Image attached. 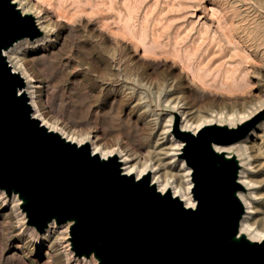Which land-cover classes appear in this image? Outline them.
Segmentation results:
<instances>
[{
	"label": "rangeland",
	"instance_id": "374dc122",
	"mask_svg": "<svg viewBox=\"0 0 264 264\" xmlns=\"http://www.w3.org/2000/svg\"><path fill=\"white\" fill-rule=\"evenodd\" d=\"M28 2L50 24L49 37L20 40L6 52L34 78V113L68 135L89 133L103 147L129 150L137 162L152 154L169 105L188 112L194 129L203 118L233 127L239 122L228 115L237 119L264 103V0ZM175 120L171 132L183 141ZM226 148L250 160L252 221L260 227L264 115L250 137ZM170 171L186 186L183 170ZM47 228L35 230L20 200L0 193V264H99L92 255H73L64 224Z\"/></svg>",
	"mask_w": 264,
	"mask_h": 264
},
{
	"label": "water",
	"instance_id": "95a60500",
	"mask_svg": "<svg viewBox=\"0 0 264 264\" xmlns=\"http://www.w3.org/2000/svg\"><path fill=\"white\" fill-rule=\"evenodd\" d=\"M30 14L0 0V190L21 198L27 223L38 232L48 222L68 225L74 256L99 264H264V239L237 236L244 208L237 191L238 161L214 146L244 139L261 110L233 127L201 126L195 134L174 129L184 142L194 207L148 174L123 173L115 155L101 158L32 115L22 75L3 52L22 38H36Z\"/></svg>",
	"mask_w": 264,
	"mask_h": 264
},
{
	"label": "bare ground",
	"instance_id": "6f19581e",
	"mask_svg": "<svg viewBox=\"0 0 264 264\" xmlns=\"http://www.w3.org/2000/svg\"><path fill=\"white\" fill-rule=\"evenodd\" d=\"M12 2L15 3L16 8L18 10L20 9L21 13L30 14L33 17V19L35 21V25H37V27L39 29L38 36H36V38L32 39V41H34V44H37L39 42L41 43L44 40H46L49 37V25L50 24L48 25V21H46V18L44 19V15L38 11L36 13L31 11V6H30V3L28 2V0H12ZM23 39L25 40L27 38H22L20 40H23ZM19 41H17V42H19ZM17 42H15L14 44H16ZM3 52L5 53L7 61L10 63L11 68L14 71L18 72L23 77L24 84H25L24 85V91H25V93L28 97V100L30 102V105L32 107V111H33L32 115L37 117V118L39 117L40 121L49 130L54 131V132L55 131L59 132L65 139L69 140L70 142L74 141L76 144L87 143L89 145V147L91 148V151L93 153L99 154V156L101 158H104V157H107L110 155H115L117 157L119 163H121L120 169L122 170L123 173L133 174L135 178H137L143 174H148L150 181H151V184L155 185L157 190H159L161 193L168 191L173 196L178 197L182 201V203L185 207H187V206L188 207H194L195 199L193 198V195L191 193V186H192V181H191V177H190L191 169L187 164H186V166L184 165L183 158L181 157V154H182L183 148H184L183 147L184 143H183V141H177L176 140V138L174 137L170 128L172 126L174 118H176L177 119L176 122L178 124L177 129L179 131H181V132L189 131V132L195 134L199 129H201V126L207 125V124H212V119H205V118L201 119L200 122H198L194 125V129H193L190 127L191 124L193 123V120L191 119V117H189L188 112L183 110V108L181 106H178L179 104L178 105H169L170 107H172L170 110V114H169L168 118L166 119V121H164V122H166L165 126L162 127L161 131L159 132L160 136L157 138V140L155 139L156 145H154L155 147L153 148L152 154H149V153H148V155L143 154L142 161L140 160V161L134 162L137 159L133 161V157L131 154L132 152H130L127 149H124L122 147H120V148L119 147H117V148L103 147L100 143H98V141L96 139H92L91 138L92 135L89 133H87L85 135L79 134V137H78V135L76 136L73 134L68 135V134L61 132L60 130L56 129V127L51 125V123H49L47 120H45V119L43 120L42 116L41 117L37 116L36 113H34V111L36 110V105H37L36 100H34L35 93H37L36 92L37 91V85L34 84V82H33L34 78L32 79L29 75H26V73H25L26 70L24 69V67L21 66L22 63H20L19 61H14L11 64V57L7 54L6 49H4ZM172 100H174V99H172ZM162 104H164V103H162ZM262 108H264V103L259 105L258 107L254 108V109L252 108L253 110H250L247 115L240 116L239 118L237 117V119H235L234 118L235 115L233 113V114L228 115V119H230L231 121L237 120L238 122L245 121V120L249 119L251 116H253L254 114H256L257 112L261 111ZM38 113H39V111H38ZM214 115H216V114H214ZM214 115L210 114V116H214ZM197 116H199V115L197 114ZM197 120H199V117H197ZM254 130H255V128L252 129L250 131V134L248 136H246L245 138L250 137V135L253 134ZM230 145H232V144H230ZM226 146H229V145L214 146V149L217 152H223L225 154V156L228 157L229 155L226 153L227 152ZM263 153H264V151H263ZM242 155L243 156L241 158H235L238 161V165H239V169L237 171V180L242 185V189L245 190L244 192H241L239 190L237 191L238 197H239V199L242 203V206L244 208V212H243V215L241 216V219L239 220V224H238L239 227H238V232L236 235L237 236L244 235L250 241H253V240L261 241L262 239H264V225L258 227L257 226L258 223H256L257 224L256 225L252 221L253 214L256 211L254 208V204H253L255 199H256V195L254 192L255 185L253 184V181L250 180V177L248 176V173H249L248 165L250 164V160L247 158V155H245V154H242ZM178 157H180L181 162L178 161L179 160V159H177ZM139 159H141V158H139ZM262 159H264V154H263ZM261 162H263V160ZM161 169H163V172L161 171ZM171 169H177V170H183L184 171L183 174H181V175L187 177L186 179L188 180V183L186 182L187 183L186 186H182L180 183H177V180H178L177 173H171L170 175H168V173H166V171L171 172L170 171ZM0 193L4 194L3 190H0ZM11 197L13 199L20 200V203L22 202V199L17 198L16 194H13ZM69 224H71V221L66 222L64 225L66 227H68ZM54 225H55V222L53 220L49 221L47 224V226H48L47 230L50 231L49 228H53Z\"/></svg>",
	"mask_w": 264,
	"mask_h": 264
}]
</instances>
